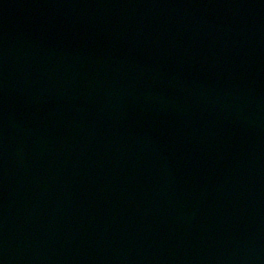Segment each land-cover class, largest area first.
I'll list each match as a JSON object with an SVG mask.
<instances>
[{
  "label": "water",
  "instance_id": "95a60500",
  "mask_svg": "<svg viewBox=\"0 0 264 264\" xmlns=\"http://www.w3.org/2000/svg\"><path fill=\"white\" fill-rule=\"evenodd\" d=\"M0 264H264V0H0Z\"/></svg>",
  "mask_w": 264,
  "mask_h": 264
}]
</instances>
